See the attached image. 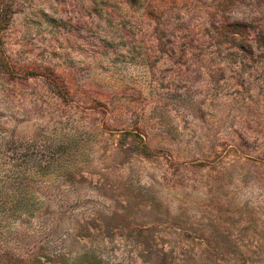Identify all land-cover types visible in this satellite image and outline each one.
I'll list each match as a JSON object with an SVG mask.
<instances>
[{"label": "rangeland", "instance_id": "rangeland-1", "mask_svg": "<svg viewBox=\"0 0 264 264\" xmlns=\"http://www.w3.org/2000/svg\"><path fill=\"white\" fill-rule=\"evenodd\" d=\"M0 142V264H264V0H0Z\"/></svg>", "mask_w": 264, "mask_h": 264}, {"label": "trees", "instance_id": "trees-1", "mask_svg": "<svg viewBox=\"0 0 264 264\" xmlns=\"http://www.w3.org/2000/svg\"><path fill=\"white\" fill-rule=\"evenodd\" d=\"M31 148L18 142H0V227L27 214L34 215L39 209L40 171L48 169L49 163L40 161Z\"/></svg>", "mask_w": 264, "mask_h": 264}]
</instances>
